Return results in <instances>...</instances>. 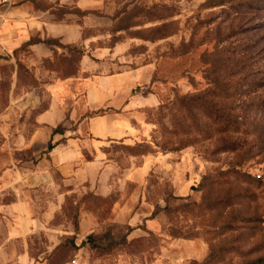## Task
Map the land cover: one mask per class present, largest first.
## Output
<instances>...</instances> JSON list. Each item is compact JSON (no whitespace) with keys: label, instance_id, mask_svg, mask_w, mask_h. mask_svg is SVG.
<instances>
[{"label":"rangeland","instance_id":"1","mask_svg":"<svg viewBox=\"0 0 264 264\" xmlns=\"http://www.w3.org/2000/svg\"><path fill=\"white\" fill-rule=\"evenodd\" d=\"M0 225L31 264L263 257L264 0H0Z\"/></svg>","mask_w":264,"mask_h":264},{"label":"crops","instance_id":"2","mask_svg":"<svg viewBox=\"0 0 264 264\" xmlns=\"http://www.w3.org/2000/svg\"><path fill=\"white\" fill-rule=\"evenodd\" d=\"M104 118L101 117L97 119V122L103 120ZM2 232H4V237L2 240L0 237V264H31L26 259V257L18 253L15 247L16 245L14 240L16 239L17 235L7 234L4 225H0V234H2ZM5 239H8V244L6 243L5 246H3L1 243H3Z\"/></svg>","mask_w":264,"mask_h":264},{"label":"trees","instance_id":"3","mask_svg":"<svg viewBox=\"0 0 264 264\" xmlns=\"http://www.w3.org/2000/svg\"><path fill=\"white\" fill-rule=\"evenodd\" d=\"M102 111H99L98 113H101ZM108 112H111L110 109H108ZM101 116V115H100ZM59 132V131H57ZM62 134V132L60 133ZM53 145L49 144L48 146V151H52L53 150ZM250 223H252V221H249ZM261 233L264 234V227L261 228ZM262 245H263V248H264V235H263V240H262ZM250 264H264V256L255 260V261H252Z\"/></svg>","mask_w":264,"mask_h":264}]
</instances>
